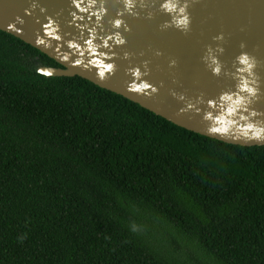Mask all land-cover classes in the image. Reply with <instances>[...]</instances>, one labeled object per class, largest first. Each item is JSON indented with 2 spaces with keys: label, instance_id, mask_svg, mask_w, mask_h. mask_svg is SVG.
<instances>
[{
  "label": "trees",
  "instance_id": "16d2710c",
  "mask_svg": "<svg viewBox=\"0 0 264 264\" xmlns=\"http://www.w3.org/2000/svg\"><path fill=\"white\" fill-rule=\"evenodd\" d=\"M39 66L0 30V264H264V146Z\"/></svg>",
  "mask_w": 264,
  "mask_h": 264
},
{
  "label": "water",
  "instance_id": "95a60500",
  "mask_svg": "<svg viewBox=\"0 0 264 264\" xmlns=\"http://www.w3.org/2000/svg\"><path fill=\"white\" fill-rule=\"evenodd\" d=\"M162 2L148 0L149 9L137 8L139 16L125 14L122 17L125 24L120 31L127 43L120 47L100 49L112 55L117 65L115 74L105 78L99 77L91 63L92 57L86 51L83 57L71 55L68 61L62 57L73 51L69 49L68 41L78 40L84 45L92 28L97 29L99 37L112 34L115 29L111 21L117 18V12L123 8L121 0H107V14L99 27L96 16L81 13L72 0H0V30L32 46L60 66H39L37 72L41 75L80 77L190 132L236 146H264V142L234 141L209 134L207 122L203 120L206 103L198 105L202 109L199 114L194 110L181 112L187 102H195L200 96L206 101L217 97L222 91L234 89L235 80L224 74L219 77L212 75L202 60L207 47L211 45L216 48L218 44L225 49L223 54L218 55L226 72L235 71V58L241 51L258 59L260 63L256 71L261 78L262 95L253 106L264 112V0H191L189 12L192 24L188 33L174 27L161 30L160 25L170 19L160 10ZM33 3L37 4L35 8ZM41 8L46 11L42 12ZM149 11L154 13L151 19L148 18ZM73 13H76L75 17ZM57 26V34L61 37L59 40L47 35ZM124 28H130L131 31L125 32ZM220 34H223L224 39L216 41L214 37ZM38 38L45 39L46 44L38 45ZM242 42L246 44L244 49L240 47ZM157 51L162 55H156ZM125 52L131 53L129 59H124ZM173 59L177 64L170 67ZM77 60L82 63H76ZM145 61H148L150 69L145 79L159 89L155 94L131 90L132 77L127 69L140 66L143 71ZM173 90L184 94L187 99L180 101L172 96Z\"/></svg>",
  "mask_w": 264,
  "mask_h": 264
},
{
  "label": "clouds",
  "instance_id": "9594fccd",
  "mask_svg": "<svg viewBox=\"0 0 264 264\" xmlns=\"http://www.w3.org/2000/svg\"><path fill=\"white\" fill-rule=\"evenodd\" d=\"M73 5L79 9L81 13H90L96 16L97 27L102 23L104 16L107 14V0H72ZM123 8L117 12V18L111 21L115 31L107 37H99L97 29L89 30V38L81 45L78 40L68 41L69 49L73 50L70 54H65L62 59L68 61L71 55L79 54L81 57L85 55V51L92 57L91 63L97 69L99 77L105 78L109 74H115L116 63L113 56L101 52V48L120 47L127 43L126 37L120 31L125 24L122 17L127 15L139 16L140 13L137 8L144 10L149 9L148 0H121ZM33 8L37 6L33 3ZM191 7V0H163L160 4V10L167 14L170 19L164 21L160 25L161 30L169 28H176L177 30L188 33L191 30L192 18L189 12ZM41 11L46 9L41 8ZM74 17L76 13L72 14ZM154 13L149 11L148 18H153ZM81 19L83 17H80ZM19 19V18H18ZM23 22L22 20L20 21ZM125 32H130V28H124ZM57 28H53L47 32L49 37L54 39H61L57 34ZM216 41L224 39L223 34L214 37ZM100 41L97 43V41ZM111 42V44H110ZM36 43L38 45H45L46 41L43 38H38ZM241 49L246 48L243 42L240 45ZM225 49L217 45L213 48L209 45L206 49L205 55L202 57L203 62L214 76H221L222 74L230 76L236 81L234 89L222 91L217 97L210 98L205 101L203 96L196 98L195 102H187L186 108L181 109V112L194 110L200 113L202 109L198 106L201 104L207 105V110L203 111V120L207 122V132L211 135L226 137L229 140L245 141V142H264V112L258 111L253 105L261 99V78L256 69L259 65L258 59L246 51H241L235 58V71L226 72L224 64L221 62L218 54H223ZM156 55H162L160 51ZM131 53L125 52L124 59H129ZM111 61V62H109ZM76 63H82L77 60ZM177 64L175 59L170 61V67ZM144 70L140 66L130 67L127 72L132 77L131 90L137 93L150 91L155 94L159 89L150 83L146 76L150 74L148 61L143 64ZM51 74V73H49ZM171 95L177 97L180 101H185L187 98L184 94H178L172 91ZM138 226L133 225L132 231H137ZM21 237L20 239H24Z\"/></svg>",
  "mask_w": 264,
  "mask_h": 264
}]
</instances>
